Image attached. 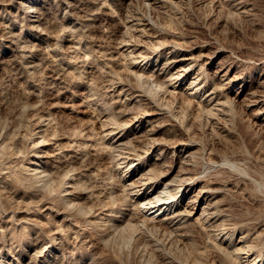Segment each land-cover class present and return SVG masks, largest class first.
Returning a JSON list of instances; mask_svg holds the SVG:
<instances>
[{"label":"rangeland","instance_id":"obj_1","mask_svg":"<svg viewBox=\"0 0 264 264\" xmlns=\"http://www.w3.org/2000/svg\"><path fill=\"white\" fill-rule=\"evenodd\" d=\"M186 143L214 213L164 228L136 202ZM0 264H264V0H0Z\"/></svg>","mask_w":264,"mask_h":264},{"label":"bare ground","instance_id":"obj_2","mask_svg":"<svg viewBox=\"0 0 264 264\" xmlns=\"http://www.w3.org/2000/svg\"><path fill=\"white\" fill-rule=\"evenodd\" d=\"M198 64H200L199 59H197L195 56H193L190 53H181V54L177 53V52L172 53L168 57V59L166 60L164 67H163L162 73H165V77L160 78V79L157 78L156 81H157L159 86H162V85L165 86L166 83H168L170 79H177V80L187 79V77L189 76V72L191 70H195L196 67L198 66ZM220 72H221L220 68H215L213 70L207 71L208 75L210 77H212L213 79L217 78L219 76ZM162 73H158L157 76H161ZM201 74L202 73L198 71L197 76L194 79H192V81L190 82V85L198 86L200 83V82H198V80L200 79ZM226 74H227V71L225 73H223L220 78L222 80L226 79L227 78ZM193 75H194V73H193ZM204 87H205V85L199 86V88L202 90L205 89ZM135 95L139 96L141 94H139V92H138ZM207 95H208V97L210 96L209 101L212 102L214 105L217 106V105H220L222 103L219 98H216L213 95L212 92L209 91L207 93ZM253 100H255V99H253ZM258 100H259V98H258ZM250 106H251V104H250ZM150 116L153 117L152 115H150ZM137 120L141 121V119H137ZM148 128L149 129L144 128L145 130H142L140 135H138V137H141L142 136L141 134L144 132V133H147L148 135L151 136V145L147 150H145V153L153 152L156 148L160 147L161 143L163 142L162 140L160 142V140L159 139L157 140L156 139L157 137L154 136L155 135L154 131L156 130V128H154L152 126L148 127ZM143 136H144V134H143ZM120 143H122V142H120ZM163 143H164V145H166L165 142H163ZM187 144L188 143H186L184 145V147L182 149H180L177 154L173 153L174 155L172 158V164H170V165H166L165 157L163 155L165 153L167 147L165 148V146H164L161 148L159 153L157 152V156H156L157 161L155 162V166H160L163 169V170L161 169L160 176L164 177L166 179L165 183H164V187L161 190H156V191L154 190L153 192L148 193L144 199H142L139 202H136V203H139L138 206H140V208L144 211V216L148 220L158 222L160 225L164 226V228L165 227H171V225H174V226L176 225L177 226L176 228H178L179 223H181L182 221H187V220L205 223V222L209 221L210 217L214 213L213 207H214L215 201L213 202L212 200H210V199L206 198V196H204V194L207 192L206 186H201L199 189H197L196 185L198 184L197 183L198 178L196 176H192V173L190 174V172L187 170L188 166L186 167V165L189 164L188 162L194 153V147L192 145H187ZM174 152H176V151H174ZM132 155L138 157L136 159L137 161L136 162L134 161L135 162L134 165L139 163V160L141 159V157H143L142 152L133 153ZM36 156H37V158H40L43 155L42 156L36 155ZM32 163L34 164L35 170H37L40 174L45 172V171L47 172V169L44 168V164L41 160H39V161L33 160ZM177 166L179 168L176 169ZM38 176L41 178H44V175H38ZM151 180L152 179H150V177H143L142 175H140L139 178L134 179L132 184L137 183L138 188L141 190V189H144V187L151 185L152 184ZM195 188L197 190H195ZM189 190L191 192L190 198L187 199V201L185 203L181 204L180 199H181L182 195L185 192H188ZM67 191H69V190H67ZM201 201H202V205L200 208L199 203H201ZM153 209H157V212L153 211ZM240 241L241 240L239 239L236 245L241 244ZM45 245H47V244H45Z\"/></svg>","mask_w":264,"mask_h":264}]
</instances>
